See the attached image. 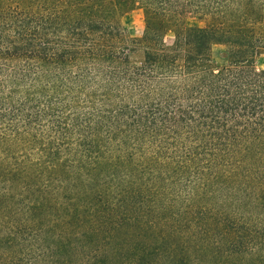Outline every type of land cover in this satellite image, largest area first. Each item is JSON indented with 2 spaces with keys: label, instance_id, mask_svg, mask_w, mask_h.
<instances>
[{
  "label": "trees",
  "instance_id": "1",
  "mask_svg": "<svg viewBox=\"0 0 264 264\" xmlns=\"http://www.w3.org/2000/svg\"><path fill=\"white\" fill-rule=\"evenodd\" d=\"M11 1L0 264H264V0Z\"/></svg>",
  "mask_w": 264,
  "mask_h": 264
},
{
  "label": "rangeland",
  "instance_id": "2",
  "mask_svg": "<svg viewBox=\"0 0 264 264\" xmlns=\"http://www.w3.org/2000/svg\"><path fill=\"white\" fill-rule=\"evenodd\" d=\"M15 0H12L13 2ZM123 27L127 32L128 38L131 40H139L144 37L146 31V17L145 11L141 6L134 8L133 10L124 13L120 16ZM179 29L191 28V27H205L208 25L207 21L200 20L193 15H183L180 18ZM176 28H171L168 30L164 36V44L168 48H172L176 42ZM225 46L216 45L213 48V60L216 66L222 67L226 64L225 60ZM132 61L140 63L143 58V49L138 50L135 54L131 56ZM184 56L180 54V63H183ZM254 69L257 71L264 70V46L261 48L257 56L255 57Z\"/></svg>",
  "mask_w": 264,
  "mask_h": 264
}]
</instances>
